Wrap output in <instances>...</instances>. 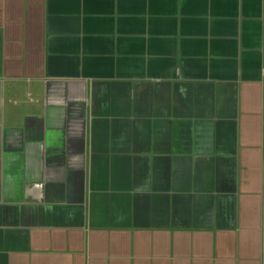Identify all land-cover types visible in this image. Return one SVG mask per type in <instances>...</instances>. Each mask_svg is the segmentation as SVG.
<instances>
[{
	"label": "crops",
	"instance_id": "1",
	"mask_svg": "<svg viewBox=\"0 0 264 264\" xmlns=\"http://www.w3.org/2000/svg\"><path fill=\"white\" fill-rule=\"evenodd\" d=\"M0 264H264V0H0Z\"/></svg>",
	"mask_w": 264,
	"mask_h": 264
}]
</instances>
